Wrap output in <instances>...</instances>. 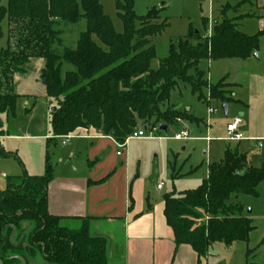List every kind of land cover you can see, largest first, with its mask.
<instances>
[{
  "label": "trees",
  "instance_id": "16d2710c",
  "mask_svg": "<svg viewBox=\"0 0 264 264\" xmlns=\"http://www.w3.org/2000/svg\"><path fill=\"white\" fill-rule=\"evenodd\" d=\"M250 2L235 8L227 5L212 37L197 38V44L190 27L187 37L170 43L168 56L154 68L157 52L152 39L169 26L167 21L157 23L161 10L139 17L135 0L118 1L124 24L120 34L99 0H8L7 7L0 1V40L2 23L6 19L9 23L8 47L0 50V116L16 113L21 96L14 92L15 77L26 74L32 60H44L40 79L51 100L49 141L54 147L59 138L78 129L92 128L125 143L141 126L201 123L203 119L186 110L165 106L181 83L189 85L201 102L208 101L203 91L208 88L211 100L233 102L232 85L225 80L209 85L201 66L208 61H246L259 51L261 34L246 36L226 17L229 10L237 12ZM83 21L85 30L76 48L66 47L63 28ZM1 154L16 157L3 150ZM53 180L48 151L44 175L25 174L0 193L1 263L28 264L26 257L34 261L41 257L46 264H109L108 241L91 233V219H71L78 221L72 227L69 219L50 214ZM262 182L264 166L249 167L238 147L228 146L223 160L209 165V176L198 188L164 196V214L176 247L190 246L201 260L217 243L248 242L254 227L237 199L257 197ZM25 223L32 225L28 236Z\"/></svg>",
  "mask_w": 264,
  "mask_h": 264
},
{
  "label": "crops",
  "instance_id": "0c3cea01",
  "mask_svg": "<svg viewBox=\"0 0 264 264\" xmlns=\"http://www.w3.org/2000/svg\"><path fill=\"white\" fill-rule=\"evenodd\" d=\"M245 6L250 7L249 12L241 14V8ZM163 9H161V11ZM223 9L220 11L221 20H217L218 22H221L223 19ZM234 14L235 16L232 20L235 21L238 30L242 34L249 37L261 34L260 47L257 52L258 58H255L253 55L246 61H208L204 62L201 68L207 73L212 84H215L213 83L211 71L214 64L219 62H231L226 63L227 65H223V74H221L219 79V81L225 80V83L232 85L231 91L234 93V100L229 105L228 118L231 112V105H233L235 109L233 110L232 119L226 123V128L227 125L232 123L235 119H242L243 125L240 130L247 140L238 143L228 142L226 140L227 133L225 128V137L216 136V138L214 136V139L209 138L206 141H224L228 144L227 147H238L240 153L247 157V164L249 167L261 168L264 166V0H251L250 3L237 9V12L234 11ZM240 23L243 24L244 32L239 29L241 28ZM2 31L4 32L3 27ZM33 64H35L41 76L45 67L44 60H32L27 66ZM17 82L18 75L15 77L14 88ZM44 96L48 98L46 92ZM20 101L25 102L23 110L19 109ZM33 101H35V99L32 100L30 97L21 96L17 103L15 115H9L11 119H8L7 131H5L4 123L0 118L2 123V128L0 129V143L2 141L17 140L46 141V157L49 151L51 160V151H53L51 149L57 147H54L52 145L53 143L49 141L53 139L50 131L47 136H32L30 134H24V136H11L10 134L12 120L16 122L22 115L25 116V118H32L36 106V101L32 104ZM199 102L205 105L207 109L211 107L210 104L216 103L214 100H208L206 103L203 101ZM176 109L180 110L179 108ZM184 110L203 119L201 123L181 121L177 124L183 127L182 132L186 131L191 136L193 133L202 132L204 130L207 131L209 135L208 131L210 130V132H212L213 130L211 129L212 124L219 122L218 119L213 120L214 116L219 114V111L215 115H209L207 110L206 114L208 115L201 116L195 112L193 107L187 106ZM170 127H168L166 135L169 133ZM72 135L79 140L87 141V143L90 142L91 148L85 149L87 150L88 162L81 166L73 162V157L76 156V153L83 150L82 146L86 147V145L79 143V145L71 148L69 154L71 158L67 162H64L63 156H61L59 157V164H53L54 180L49 186V212L51 215L69 219L70 221H68V224L75 226L78 224V221H73L71 219H91V233L94 236L106 238L108 241L109 264H210V253L214 250L216 244L210 248L207 257L201 260H199L198 255L190 246L183 245L176 247L173 231L168 226L164 214V197L161 201L154 203L150 202L149 197L146 201H143L144 188L141 184L142 181L134 180L135 182H132L128 175V168L124 167V164H122L121 168H117V163L115 162V164H112L106 169H99V165L95 164L93 160L94 157L104 154L102 160H105L107 159L109 147L112 146L115 149L116 144L111 137H106L100 131L92 128L78 129ZM163 138L165 137L159 136L158 139ZM191 140H193V138H191ZM57 141H61V139L59 138ZM125 149L122 151L121 156L118 155V148L116 152V156L119 158L124 157L121 160L122 163L125 159L129 158V153L124 156ZM1 150H5L0 148V156L3 157ZM254 151H256V153L251 155ZM6 152L16 156L8 158H17L19 160L18 156L11 152V150ZM41 152L40 150L38 153L40 157ZM212 163L215 162L208 164L207 178L209 176V165ZM23 177L14 176L10 174L8 168L2 167L0 171V193L6 189L10 182L14 183L16 181H21ZM103 180L105 181L101 182ZM257 191V197L246 196L253 198L252 200L255 201H244L241 196L237 199L238 202L245 206L246 215L251 220L252 226L254 227L253 232L250 234L249 241L246 243H239H245L246 257H251L254 250L256 251L255 254L260 264H264V182L259 185ZM248 207L250 208V213L247 212ZM256 234H259L255 242L256 248L251 250L250 244ZM30 263L46 264L41 257L36 259V261L31 260V262H28V264Z\"/></svg>",
  "mask_w": 264,
  "mask_h": 264
},
{
  "label": "rangeland",
  "instance_id": "374dc122",
  "mask_svg": "<svg viewBox=\"0 0 264 264\" xmlns=\"http://www.w3.org/2000/svg\"><path fill=\"white\" fill-rule=\"evenodd\" d=\"M81 2V0H78ZM121 0H99L103 6V10L113 22V26L117 33H124V24L118 16L117 2ZM246 0H135V11L139 17L146 16L152 9L161 10L160 19L157 23L167 21L169 26L160 35L152 39V44L156 48L157 58L153 62V67L156 68L159 61L166 58L169 53V46L171 42L184 39L188 36L190 27L194 29L195 38L193 43L197 44L198 39L205 40L211 38L213 35V28L215 21L221 20L220 11L227 5L231 8L238 6ZM3 7L8 6V0H1ZM241 14L249 12L250 7L245 6L241 8ZM235 16L234 10H229L226 17L232 19ZM241 24V23H240ZM239 24V25H240ZM139 25V23H138ZM3 38L0 40V50H5L8 47V20L2 23ZM64 41L68 48L75 49L80 33L85 30V22L83 21L77 25H69L64 27ZM240 30L243 31V24ZM244 32V31H243ZM226 63L219 62L214 64L212 68L213 83H218L221 74H223L224 66ZM27 72L23 75H18V82L14 91L21 96L30 97L36 101V106L33 111L32 118L21 116L16 122L11 121V136H24L30 134L32 136H47L49 135V109L51 108V100L44 96L45 88L40 79V73L36 69L35 64L26 67ZM72 69V68H71ZM195 74V73H193ZM192 74V75H193ZM206 82L211 85L207 73L205 74ZM208 85V86H209ZM192 89L189 85L180 84L177 90L173 93L171 101L165 107L171 105L180 110H184L187 106L193 107L195 112L201 116H207L208 110L205 105L198 101L197 96L192 94ZM205 97L210 98L209 88L204 89ZM33 101L32 104L35 103ZM24 101L19 102V109H24ZM33 106V105H32ZM211 107H218L219 114L214 116L219 122L212 124V132L202 131L193 133L191 138L186 142L176 141L174 137L180 134L183 127L173 125L169 129V133L159 134L155 133L156 138L152 139H131L125 145V154L129 153V158L125 159L122 163L116 156L117 147L115 149L111 146L107 152V159L102 160L104 154L94 157L95 164L99 165V169L109 168L112 164L117 163V168H121L122 164L128 168V175L131 181L141 180L144 188L143 201L149 197L151 203L161 201L167 194L184 191L195 190L198 188L203 180L207 178L208 164L211 162H220L223 159L224 151L227 148L226 142L213 141L208 142L207 139H214V136L225 137L226 123L233 117V110L235 107L231 105V112L229 118H225L222 111L223 104L216 102L210 104ZM4 123V129H8V115L0 116ZM208 118V117H207ZM211 126V124H210ZM144 128L141 126L139 130ZM190 129V128H189ZM191 130V129H190ZM149 135V134H148ZM159 136L165 137L158 139ZM217 138V137H216ZM83 144L80 152L76 153L73 157V162L78 166L85 165L88 162L87 150L90 149L91 144L87 141L74 138L66 146L58 141L57 148H52L51 162L58 165L60 162L59 157L63 156L64 162H67L71 156L70 150L76 145ZM0 148L5 151L11 150L19 158H3L0 156V171L2 167L8 168L10 174L14 176L23 177L25 173L28 175H44L45 173V157H46V141H2ZM41 152V157L38 155ZM69 150V153H68ZM67 151V152H66ZM256 151L251 153L254 155ZM106 155V153H105ZM93 158V157H92ZM102 160V161H101ZM7 165V166H6ZM124 176V175H123ZM122 176V178H123ZM177 177V178H176ZM18 180V179H16ZM19 182V181H16ZM135 182V181H134ZM163 186L162 190H158V186ZM244 201H255L251 197L241 196ZM250 210L248 207L247 212ZM72 227L78 224L71 225ZM24 229L26 236L32 230V225L25 223ZM256 234L250 244V249L256 248L255 242L257 239ZM214 250L210 253V264H260L258 257L253 250L251 257H246L245 243H236L233 246H225L224 244H216ZM28 262H31L29 257H26ZM35 263V262H34ZM0 264L1 261H0ZM16 264H22L21 262ZM24 264V263H23ZM32 264V263H30Z\"/></svg>",
  "mask_w": 264,
  "mask_h": 264
},
{
  "label": "built area",
  "instance_id": "2783aa9c",
  "mask_svg": "<svg viewBox=\"0 0 264 264\" xmlns=\"http://www.w3.org/2000/svg\"><path fill=\"white\" fill-rule=\"evenodd\" d=\"M209 101H211L210 98H208ZM219 111V109L217 107H210L208 109V113L209 115H215L217 114ZM52 110L50 109L49 110V113L51 114ZM243 125V120L240 119V118H237L235 119L232 123L228 124L227 125V128H226V133H227V141L230 142V143H238V142H242L244 140H247L243 133L241 132V127ZM160 132V128L157 127V128H153V129H148L146 127V130L145 128L142 130H139L137 132H135L133 135H131L129 138H127V140L125 141V143H119V142H116L114 139V142L116 144V147L118 148V155L121 156L122 155V151L125 149V145L126 143L131 140V139H152V138H156L155 136V133H159ZM149 134V135H148ZM74 138L73 135H68V136H64V137H61V141H62V145H66L67 143H69L70 140H72ZM159 138V137H158ZM175 140L177 141H187V140H191V135L184 131V132H181L180 134H177L175 137H174ZM163 186H158V190H161Z\"/></svg>",
  "mask_w": 264,
  "mask_h": 264
},
{
  "label": "water",
  "instance_id": "95a60500",
  "mask_svg": "<svg viewBox=\"0 0 264 264\" xmlns=\"http://www.w3.org/2000/svg\"><path fill=\"white\" fill-rule=\"evenodd\" d=\"M254 57H255V58H258V54L255 53V54H254ZM222 111H223V113H224V116H225L226 118H228V114H229V105L224 104V105L222 106ZM145 130H146V127H145ZM160 131L166 134V133L168 132V126H167V125H161V126H160ZM248 213H250V211H248Z\"/></svg>",
  "mask_w": 264,
  "mask_h": 264
}]
</instances>
